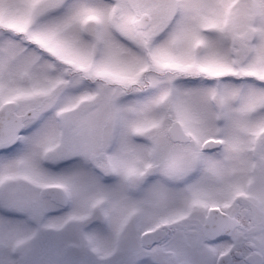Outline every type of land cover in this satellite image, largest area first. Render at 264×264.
<instances>
[{
	"label": "snow or ice",
	"instance_id": "snow-or-ice-1",
	"mask_svg": "<svg viewBox=\"0 0 264 264\" xmlns=\"http://www.w3.org/2000/svg\"><path fill=\"white\" fill-rule=\"evenodd\" d=\"M0 264H264V0H0Z\"/></svg>",
	"mask_w": 264,
	"mask_h": 264
}]
</instances>
